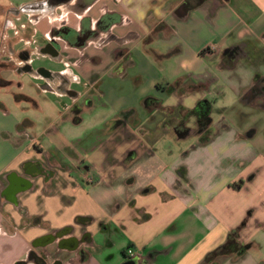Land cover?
I'll return each instance as SVG.
<instances>
[{
	"label": "crops",
	"instance_id": "0c3cea01",
	"mask_svg": "<svg viewBox=\"0 0 264 264\" xmlns=\"http://www.w3.org/2000/svg\"><path fill=\"white\" fill-rule=\"evenodd\" d=\"M10 8L0 5V26L16 25L20 38L1 28L0 44L15 53L28 48L33 25L39 53L64 65L44 69L67 75L76 95L71 101L51 93L64 101L43 105L29 95L45 117L38 133L29 130L38 129L36 119L10 115L0 102V264H36L27 261L30 250L42 251L47 264H123L128 248L139 254L134 264H208L207 255L243 219L236 250L247 246L212 264H264V256L248 255L264 250V0H91L79 9L56 4L34 22L31 13L16 18ZM105 13L120 16L108 29L119 43L54 55L39 49L59 16L75 19L71 26L78 28L83 18L93 25ZM237 45L245 50L235 59ZM121 57L126 62L117 68ZM45 80L55 89L60 78ZM94 96L106 105L105 117ZM199 103L207 127L185 133L167 124ZM125 111L133 119L115 126ZM239 113L252 120L240 122ZM188 116L196 120L198 113ZM170 133L193 136L181 157L158 148ZM33 145L55 150L68 166H88L95 182L82 187L84 174L64 172L66 186L50 193L33 188L27 170Z\"/></svg>",
	"mask_w": 264,
	"mask_h": 264
},
{
	"label": "flooded vegetation",
	"instance_id": "af4514ba",
	"mask_svg": "<svg viewBox=\"0 0 264 264\" xmlns=\"http://www.w3.org/2000/svg\"><path fill=\"white\" fill-rule=\"evenodd\" d=\"M88 3V0H27L21 1L13 6V8L7 9L6 12L18 18L20 14H28L30 15L28 21L32 20L37 21L41 15V12L49 9L50 7L56 4H65L70 8L79 9L85 7ZM27 21V22H28ZM120 21V16L117 14L105 13L95 24H91L87 18H83L80 22L78 28H74L69 26L66 23H61L57 26H54L49 31L48 37L45 39L43 44L39 48L42 51L50 53L51 55L56 54L55 49L63 54L65 51L62 50V47L66 49L70 48H81L84 49L87 45H92L95 48H103L107 45L108 42H116L119 43L120 39H118L114 34L108 31L110 25L112 23ZM105 35H102V34ZM5 52L7 53L6 63H8L9 56H13L16 54L19 58H21L22 64L13 68L17 73L20 74H28L33 78H38L36 75H41L43 80V87L47 90L49 94H59L60 96H65L67 99L73 101L75 92L71 89L67 88L66 85L70 83V78L67 75L59 74V73H50L43 67H39L36 70L31 66L30 60V50L29 48H24L21 51L15 53L12 49L5 47ZM241 50H245V47L241 45L234 46L232 48L233 57L236 59L237 53L239 57V52ZM1 52V50H0ZM123 51L118 48L116 49V54L122 53ZM228 52V50L223 51V54ZM230 52V51H229ZM11 54V55H10ZM5 55V54H4ZM66 56V53H65ZM237 57V58H238ZM99 60L95 61L98 62ZM126 62L125 57H121L117 68L122 67ZM9 64V63H8ZM60 78L59 83L55 86V89L52 88L50 84H48L45 80L49 79L50 81H54L56 78ZM56 90V91H55ZM264 95V87L259 90ZM62 94V95H61ZM73 110L78 108L77 104L73 103ZM197 112L198 118L195 120V123L188 125L189 113ZM133 114L131 111H125L118 114V117L114 120V125L125 124V121L132 120ZM167 124H171L176 130H183L185 133H195L198 130L203 129L209 125V119L205 118V109L202 103H199L192 111H188L182 115H178L177 117H168L166 119ZM113 126V125H112ZM36 155L32 156L29 161V170L30 172V181L33 188L37 185H40L42 192H52L55 191L58 186H66L67 185V177L63 175V173H67L68 176L71 175L72 172H78L84 174L82 179L80 180V185L83 187L85 185H91L95 182L94 177L91 173V169L88 166H83L82 168H77L75 166H68L60 157V155L54 150L48 149L44 150L33 145ZM72 168V169H71ZM40 183V184H39ZM32 188V189H33ZM44 236H50L44 235ZM44 238V237H42ZM41 238V239H42ZM73 239H70L72 242ZM68 241V240H66ZM64 241V242H66ZM83 242L82 238L75 239L71 243L72 246H79ZM80 253L82 255V248L80 249ZM139 254L127 255L124 256L123 264H134L138 260ZM214 260V259H211ZM27 261H33L36 264H47L46 255L42 251H34L30 250L28 253ZM20 264V263H18ZM22 264V263H21ZM50 264H60V261L53 260Z\"/></svg>",
	"mask_w": 264,
	"mask_h": 264
},
{
	"label": "rangeland",
	"instance_id": "374dc122",
	"mask_svg": "<svg viewBox=\"0 0 264 264\" xmlns=\"http://www.w3.org/2000/svg\"><path fill=\"white\" fill-rule=\"evenodd\" d=\"M24 1V0H0V5H6V6H14L17 3ZM22 15V14H21ZM64 15V14H63ZM62 16V15H61ZM59 16V21H56V25H59L61 23H66L69 26L71 24L73 25L75 23V19H68V21L60 20L62 17ZM13 20V19H12ZM16 23V21H13ZM31 22H34L33 19ZM0 23H3V18L0 14ZM1 26H0V32H1ZM4 33L8 34L12 38H20V32H18L19 28L14 25L13 27H6L3 26ZM2 28V29H3ZM30 27H28L29 29ZM29 32L34 33L33 41H31L28 45V48L32 51L31 54V66L36 70L39 67L48 68L51 70H58L62 66V62L59 61H52L49 57L46 55H41L37 49L39 46L38 39L40 38L39 32L34 29V26L32 25V28L29 29ZM22 41V40H21ZM16 42L14 44L15 49H21L23 47L22 42ZM40 41V39H39ZM4 43L0 44V102L4 103L6 106V111L13 116L16 117H23V116H31L33 119L37 120V127L38 129H29L30 132L38 133L39 128H42L45 124V117H43V114L41 113L40 109L36 108V103L32 102L30 103L28 96H33L35 101L41 105L47 103L50 100H55L56 102H61L63 100L62 98L53 95H50L46 91H41L43 89V82L38 78H33L32 76L28 74H20L15 72V70H12L11 66L13 65L14 68L17 66V63H14L12 61V58L9 56L8 63L5 64L7 61V51L5 52ZM62 49H66L62 47ZM159 50V47H158ZM5 54V55H4ZM14 57V56H13ZM11 59V60H10ZM8 65V67L6 66ZM5 66V67H2ZM169 67H175L174 64H171ZM7 83H3V82ZM19 84H23L22 86H19ZM72 87L79 90L81 89V84H72ZM94 99L96 102V110H98L99 114L102 117H105L109 112L106 111L107 108L106 105L103 104V101L98 97L94 96ZM64 101V100H63ZM35 103V104H33ZM104 105V106H103ZM42 115V116H41ZM84 116L85 121L88 119ZM190 119L187 121L188 125L191 123H195V117H189ZM238 119L242 123H249L250 120H252L251 115H246L243 113H239ZM249 128V127H247ZM33 130V131H32ZM193 140V136L189 135L185 138H177V135L174 133H170L166 135L162 140L158 142V148H164L162 156H165L167 153L169 157H181V154L185 152L189 142ZM181 222V228L180 233L183 232V228L185 227L183 219L180 220ZM248 255L250 258L255 259H261L264 256V250H258L255 248H252L249 250ZM208 264L214 263V260H207Z\"/></svg>",
	"mask_w": 264,
	"mask_h": 264
},
{
	"label": "trees",
	"instance_id": "16d2710c",
	"mask_svg": "<svg viewBox=\"0 0 264 264\" xmlns=\"http://www.w3.org/2000/svg\"><path fill=\"white\" fill-rule=\"evenodd\" d=\"M88 2H91V0H88ZM242 181L240 180L238 183L233 184L234 187L236 188H240ZM245 224V219L242 220V222L235 227L234 229H232L229 234H228V238L226 240V242L224 244H222L221 246L217 247L216 249H214L213 251H211L208 255H207V260H211V259H215L219 256L225 255V254H229L232 252H241V250L243 248H245V245L240 246L237 250H236V245H237V241L236 239L239 236V231L241 230V228L244 226Z\"/></svg>",
	"mask_w": 264,
	"mask_h": 264
},
{
	"label": "built area",
	"instance_id": "2783aa9c",
	"mask_svg": "<svg viewBox=\"0 0 264 264\" xmlns=\"http://www.w3.org/2000/svg\"><path fill=\"white\" fill-rule=\"evenodd\" d=\"M126 254H127V255H133V254H134V251H133L131 248H128V249L126 250Z\"/></svg>",
	"mask_w": 264,
	"mask_h": 264
}]
</instances>
